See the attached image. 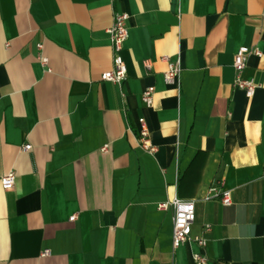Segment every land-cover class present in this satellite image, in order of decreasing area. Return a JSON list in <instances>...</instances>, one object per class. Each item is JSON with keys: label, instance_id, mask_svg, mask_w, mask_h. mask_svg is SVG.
I'll return each mask as SVG.
<instances>
[{"label": "crops", "instance_id": "crops-1", "mask_svg": "<svg viewBox=\"0 0 264 264\" xmlns=\"http://www.w3.org/2000/svg\"><path fill=\"white\" fill-rule=\"evenodd\" d=\"M116 11L122 84L101 80ZM242 46L262 52L243 73L251 98L234 86ZM174 197L195 201L209 264H264V0H0V264H193L197 245L174 249L158 208Z\"/></svg>", "mask_w": 264, "mask_h": 264}, {"label": "built area", "instance_id": "built-area-1", "mask_svg": "<svg viewBox=\"0 0 264 264\" xmlns=\"http://www.w3.org/2000/svg\"><path fill=\"white\" fill-rule=\"evenodd\" d=\"M112 4L116 0H110ZM129 14L126 12L116 11L114 14V21L112 26L108 29L110 34L111 43L114 51L113 68L109 71H105L101 74V80L110 81L113 83L122 84L127 78V66L122 57V50L124 43L128 38V26L127 21ZM43 49V45L39 44V50ZM250 54L261 56L262 52L258 48H250L248 46H242L238 49L234 56L233 67L235 69V81L234 86L242 89L248 98L254 96L258 85L253 81L244 78L243 73L247 66L248 57ZM39 58L43 65H48L49 59L42 53ZM168 62V68L164 73V79L167 84H177L180 77L181 66L180 61H170L169 57H164ZM155 88L147 87L142 93V101L147 107H151L154 102ZM140 131L138 134L140 147L150 154H154L157 151V147L153 144L150 136V131L145 118L139 120ZM108 145L102 147L103 151L108 150ZM25 151L31 149V145L27 144L23 147ZM16 172L10 171L7 175L1 178V183L4 189H11L15 185ZM212 191L219 198L222 204L230 206L233 204L231 192L228 190H220L218 187H213ZM160 210H173V247L179 248L181 245L187 242H193L197 245L198 251L193 255V264H209L208 256L205 252V248L208 244V240L203 236H194L192 234V227L196 221V205L194 200H184L179 197H174L171 200L160 202L158 204ZM76 215L71 217V220H75ZM211 229L210 225H207L206 230ZM42 255H50L49 250H45Z\"/></svg>", "mask_w": 264, "mask_h": 264}]
</instances>
